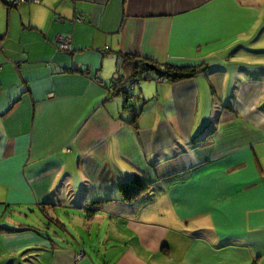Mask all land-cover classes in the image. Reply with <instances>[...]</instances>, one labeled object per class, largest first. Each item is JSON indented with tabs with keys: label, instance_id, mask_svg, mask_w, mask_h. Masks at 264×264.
I'll list each match as a JSON object with an SVG mask.
<instances>
[{
	"label": "crops",
	"instance_id": "0c3cea01",
	"mask_svg": "<svg viewBox=\"0 0 264 264\" xmlns=\"http://www.w3.org/2000/svg\"><path fill=\"white\" fill-rule=\"evenodd\" d=\"M252 2L0 0V264H264V69L218 54Z\"/></svg>",
	"mask_w": 264,
	"mask_h": 264
},
{
	"label": "rangeland",
	"instance_id": "374dc122",
	"mask_svg": "<svg viewBox=\"0 0 264 264\" xmlns=\"http://www.w3.org/2000/svg\"><path fill=\"white\" fill-rule=\"evenodd\" d=\"M246 1H248V0H246ZM251 1H253L252 3L255 2V4L260 6V9L258 11H256V14H257L256 19L254 20V18H253L254 23L252 22L253 24L250 25V23L248 22V27L246 29L245 34L238 35V37H235V36L231 37V38L228 37L226 39L227 45H225L226 46L225 50H223V49L218 50V54L221 57H229V58L232 57L233 58L232 59L233 60V66H231V59L229 61H227L226 65L223 66L225 68H228L229 71H231V70L234 71V73H229L230 77H228V85L231 84V82H232L231 79L233 80L235 78V76H234V75H236L235 72H237L241 69L242 65L240 64V62H243L244 64H247V63L249 64L250 62L261 64L260 66H263L262 69H264V0H251ZM260 72L264 76V70H262ZM226 98L227 97H225V99ZM78 196H81V194H79ZM97 201H100V200H97ZM78 202L73 203V202H71V199L66 201V203L62 204V206L59 207V209L61 210L60 212L58 211L59 215L64 216L65 211H70V212H74V213L79 212L78 207H77V206H79V205H77ZM70 207H73V208L70 209ZM105 207L107 208L108 204L107 203L104 204L101 201L92 204L93 210H97L98 212L105 209ZM36 212H37V214H40V218L42 221H40V223L36 222L37 225H35V226L42 228V227H47L46 225H50V224H52L53 226L55 225L52 220L48 219L47 216L46 217L44 216L42 211H39L36 209ZM26 213L29 214L30 212L26 211ZM24 220H25L24 222L27 225L34 226V223L29 222L30 219L28 217H25ZM95 228H96V232H98V229L96 226H95ZM63 232H64V230H63ZM94 232L95 231L93 230L92 234H94V235H92V237L94 239H97V235H95ZM86 233L87 232L83 231V234L85 237H86ZM48 234L52 237L54 236L53 233L49 232ZM61 234H63V233L61 232ZM107 234H108V231L104 227L101 230V233L99 236L100 242L102 241L105 243ZM60 238L61 237H59V238L56 237L55 240L59 242ZM77 238H78V240L82 241V239L79 236ZM100 242H99V247L101 248Z\"/></svg>",
	"mask_w": 264,
	"mask_h": 264
},
{
	"label": "trees",
	"instance_id": "16d2710c",
	"mask_svg": "<svg viewBox=\"0 0 264 264\" xmlns=\"http://www.w3.org/2000/svg\"><path fill=\"white\" fill-rule=\"evenodd\" d=\"M138 68V75H141L140 73H144L148 71L149 67L151 66L152 62L149 60H144L141 63L138 64L136 61ZM206 69L204 66H187V67H176L172 65H166L164 68L161 70L162 74L168 81H173L176 82L178 80H185V79H190L201 72H203ZM114 83L117 84V86H121L120 88L127 90L131 85H127V82L124 81L123 77H119L114 80ZM121 91V90H120ZM129 97L130 93H127Z\"/></svg>",
	"mask_w": 264,
	"mask_h": 264
},
{
	"label": "built area",
	"instance_id": "2783aa9c",
	"mask_svg": "<svg viewBox=\"0 0 264 264\" xmlns=\"http://www.w3.org/2000/svg\"><path fill=\"white\" fill-rule=\"evenodd\" d=\"M71 42H72V39L70 36H60L59 37L60 47L63 49H70L71 48ZM161 79H163V78H161Z\"/></svg>",
	"mask_w": 264,
	"mask_h": 264
},
{
	"label": "bare ground",
	"instance_id": "6f19581e",
	"mask_svg": "<svg viewBox=\"0 0 264 264\" xmlns=\"http://www.w3.org/2000/svg\"><path fill=\"white\" fill-rule=\"evenodd\" d=\"M130 96H134V93H131V92H130Z\"/></svg>",
	"mask_w": 264,
	"mask_h": 264
}]
</instances>
